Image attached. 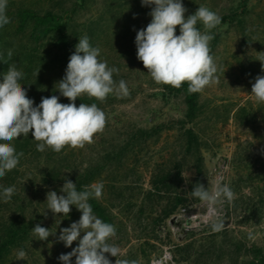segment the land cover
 Instances as JSON below:
<instances>
[{
    "label": "rangeland",
    "instance_id": "1",
    "mask_svg": "<svg viewBox=\"0 0 264 264\" xmlns=\"http://www.w3.org/2000/svg\"><path fill=\"white\" fill-rule=\"evenodd\" d=\"M183 3L185 16L206 6L222 18L210 30L218 82L198 92L194 111L182 86L156 83L137 59L135 30L151 20V8L141 0H9L10 22L0 28L6 61L0 62V73L15 64L25 73L21 86L36 104L41 97L59 95L57 82L84 35L100 47V59L119 69L113 79L125 80L129 94L76 99L77 106L96 103L106 114L104 129L82 147L37 151L31 132L10 142L23 155L0 178V185L15 186L10 200H0V264H62L57 257L77 246L74 241L65 247L56 236L81 212L75 206L68 216L46 209L48 191L63 194V177L78 191L103 183L101 197L89 203L100 207L93 209L99 218L115 226L109 243L121 249L117 259L264 264V103L251 95L255 77L264 75L259 61L264 57V0ZM24 9L37 16L24 19ZM197 27L204 31L202 24ZM59 102L69 101L61 96ZM218 175L235 198L218 205L225 224L214 232L203 219L206 205L191 191L196 183L211 188ZM38 223L56 235L34 239L31 229ZM7 239L13 240L8 247L3 244ZM20 249L26 252L24 260L16 258ZM105 255L115 264L116 257Z\"/></svg>",
    "mask_w": 264,
    "mask_h": 264
},
{
    "label": "clouds",
    "instance_id": "2",
    "mask_svg": "<svg viewBox=\"0 0 264 264\" xmlns=\"http://www.w3.org/2000/svg\"><path fill=\"white\" fill-rule=\"evenodd\" d=\"M8 4L9 0H0V28L10 22ZM141 5L151 8L148 13L151 20L146 27L135 30L136 56L153 80L174 87L187 82L190 93L216 84L218 67L210 54V41L214 38L210 30L221 24L222 18L206 6H199L193 14L185 16L188 9L183 0H141ZM198 23L203 25L204 31L197 27ZM176 26H179L178 35ZM74 48L65 74L57 82L59 95L41 97L39 104L28 97L27 89L21 86L25 73L19 71L15 64L0 73V178L16 168L23 155L10 143L14 138L29 136L31 132L32 138L38 141L36 150L41 152L46 146L54 152H60L66 145L82 147L92 141L95 133L104 129L106 114L96 103L77 106L76 99L87 95L103 101L112 93L117 96L129 94L125 80L116 82L113 79V74L119 69L110 67L106 60L99 58L100 47L93 46L87 35L79 37ZM7 56L9 59L12 56L10 49ZM259 61L264 71V57ZM0 62L6 63L2 52ZM251 95L257 103H264V75L255 77ZM61 96L68 98L69 102H59ZM63 179L60 189L63 194L58 195L54 190L46 193V209L68 216L72 210L70 206H75L81 216L70 226L61 228L56 236L65 247H71L74 241H78L70 252L61 253L58 261L72 264V257H75V264H112L105 255L107 253L116 257L115 264H138L136 260L117 259L121 249L109 243V239L116 235V228L99 218L89 203L90 199L101 197L103 183L86 185L78 191L76 183L67 177ZM14 192L15 186L0 185V200H10ZM191 193L206 205L204 222L214 232L222 230L225 221L218 205L230 203L235 198L223 176L218 175L211 188L196 183ZM31 232L34 239L41 241L56 235V230L50 231L39 223ZM25 256L23 249L16 253L17 260H24Z\"/></svg>",
    "mask_w": 264,
    "mask_h": 264
},
{
    "label": "trees",
    "instance_id": "3",
    "mask_svg": "<svg viewBox=\"0 0 264 264\" xmlns=\"http://www.w3.org/2000/svg\"><path fill=\"white\" fill-rule=\"evenodd\" d=\"M246 1L247 0H244V3H243V5H246ZM21 15H22V17L24 18V19H26V18H35L36 16H37V14H36V12L34 13L33 11H30V10H28V9H24V10H22V12H21ZM29 16V17H28ZM26 17V18H25ZM60 24V23H59ZM53 25V27L54 28H57V27H59V26H61V25ZM181 86H182V88H184L185 89V92H186V95H187V103H188V106H189V109L191 110V111H194L195 110V108H196V106H197V96H198V92H195V93H190L189 91H188V83L187 82H183L182 84H181ZM86 180H89V178L87 177V179ZM93 209L94 210H98V211H100L101 209H100V207L98 206V205H96L95 203H93ZM20 231V230H19ZM18 231V232H19ZM17 231H15V233H14V236L18 233ZM10 243H13V240L12 239H7V241H5L3 244L6 246V247H8L9 246V244ZM14 243H15V240H14Z\"/></svg>",
    "mask_w": 264,
    "mask_h": 264
}]
</instances>
